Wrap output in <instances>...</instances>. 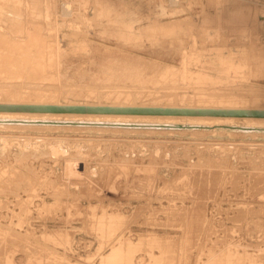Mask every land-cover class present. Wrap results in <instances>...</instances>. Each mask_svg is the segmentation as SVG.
<instances>
[{
    "label": "rangeland",
    "instance_id": "374dc122",
    "mask_svg": "<svg viewBox=\"0 0 264 264\" xmlns=\"http://www.w3.org/2000/svg\"><path fill=\"white\" fill-rule=\"evenodd\" d=\"M0 8V103L264 109V0ZM9 118L0 264H264V117Z\"/></svg>",
    "mask_w": 264,
    "mask_h": 264
},
{
    "label": "water",
    "instance_id": "95a60500",
    "mask_svg": "<svg viewBox=\"0 0 264 264\" xmlns=\"http://www.w3.org/2000/svg\"><path fill=\"white\" fill-rule=\"evenodd\" d=\"M0 110H17V111H47V112H96V113H117L123 114H183V115H206V116H256L264 117V110H245V109H204V108H170V107H122L115 108L110 106H86V105H6L1 104ZM130 126V125H129ZM147 126V125H140ZM177 127L181 128L184 125L167 126V128ZM190 127V126H188Z\"/></svg>",
    "mask_w": 264,
    "mask_h": 264
},
{
    "label": "bare ground",
    "instance_id": "6f19581e",
    "mask_svg": "<svg viewBox=\"0 0 264 264\" xmlns=\"http://www.w3.org/2000/svg\"><path fill=\"white\" fill-rule=\"evenodd\" d=\"M55 1V0H54ZM5 3V2H4ZM3 3V4H4ZM14 3V2H13ZM54 3V2H53ZM56 4V2H55ZM53 5V4H52ZM66 5V4H65ZM69 6V5H68ZM12 8V7H11ZM53 8V7H52ZM69 8V7H68ZM1 9V8H0ZM2 11V10H1ZM3 12V11H2ZM3 16V15H2ZM41 17V16H40ZM14 18V17H13ZM14 22V21H13ZM37 24V23H36ZM186 24V23H185ZM166 26V25H165ZM185 27V26H184ZM1 28V27H0ZM3 30V29H2ZM173 30V29H172ZM182 30V28L180 29ZM187 30V29H186ZM119 31V30H118ZM183 31V30H182ZM120 32V31H119ZM155 32V31H154ZM176 32V31H175ZM35 35L39 33L34 32ZM116 33V32H115ZM166 33V32H165ZM174 33V32H173ZM188 33V31L186 32V34ZM8 35V34H7ZM168 35V34H167ZM15 36V35H14ZM13 36V39L15 42H20L22 45L23 42L21 41H16L18 39H15ZM169 37V36H168ZM172 37V36H171ZM2 38V37H1ZM5 39L7 37H4ZM12 38V37H10ZM35 39H38V38H35ZM13 41V42H14ZM14 42V43H15ZM1 44V43H0ZM5 44V43H4ZM3 44V45H4ZM13 44V43H12ZM17 44V43H16ZM2 45V44H1ZM18 45V44H17ZM12 46V45H11ZM15 46V45H13ZM23 46V45H22ZM176 88V87H175ZM180 88V87H179ZM165 92V91H164ZM167 92V91H166ZM183 93V92H181ZM165 94V93H164ZM176 94V93H175ZM178 94V92H177ZM181 96V95H180ZM177 97V96H175ZM1 104H8V105H48V104H34V103H0ZM52 105H63V106H70V105H85V104H52ZM86 106H110V105H86ZM110 107H115V108H122V107H135V106H110ZM140 107H148V106H140ZM154 107H170V108H204V109H225V110H229V109H236V110H239V109H245V110H264V109H248V108H215V107H174V106H154ZM0 112H24V113H47V114H99V113H96V112H81V113H78V112H47V111H17V110H5V111H2L0 110ZM100 114H117V113H100ZM123 114V113H121ZM127 115H151V114H127ZM154 115H160V114H154ZM167 115H173V116H206V115H183V114H167ZM217 117H240V116H217ZM245 117H254V116H245ZM256 117V116H255ZM0 121H4V122H12V123H34V124H64V123H68V122H65L64 120H59V119H48V118H45V119H21V118H9V119H4V120H0ZM105 125H114V126H122V127H141L140 125H147V126H144V127H149V128H161V129H169L167 128V126H176V125H184V126H191L193 127L192 124H184V123H172V122H158V123H136V122H115V123H112V124H109V123H103ZM130 125V126H129ZM171 128H174V127H171ZM181 128H185V127H181ZM191 216V215H190ZM187 219V218H186ZM260 220V219H259Z\"/></svg>",
    "mask_w": 264,
    "mask_h": 264
}]
</instances>
